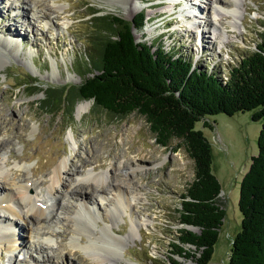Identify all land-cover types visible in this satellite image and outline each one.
<instances>
[{
    "label": "rangeland",
    "instance_id": "obj_1",
    "mask_svg": "<svg viewBox=\"0 0 264 264\" xmlns=\"http://www.w3.org/2000/svg\"><path fill=\"white\" fill-rule=\"evenodd\" d=\"M34 1L37 9L31 10L26 9L27 0H0V38L6 41L7 51L6 56L0 53V141L4 142L1 150L5 149L0 157L6 160H1L4 172H27L28 183L36 185L29 195L35 203L47 205V215L52 212L53 218L41 226L32 220L28 226L24 218L11 217L16 237L26 243L40 242L45 252L37 245L8 251L0 238V264H46L42 259L33 261L32 253L52 256L59 264H173L169 257L183 264H199L170 252L176 228L181 226L176 211L179 194L193 177V160L183 145L173 148L179 140L160 145L143 115L93 111L91 99L78 101L90 104L79 114L77 103L70 117L65 109L44 111L39 106L44 95L41 88L78 85L83 76L96 73L89 63L93 35L101 22L94 16L104 14L137 21L142 11L143 27L132 24L137 40L155 41L168 49L172 36L197 65L225 73L242 51L254 47L258 32L264 29V0H237V18L223 16L236 7L232 0H223L228 9L219 7L216 0H133L139 5L135 9L124 8L118 0ZM189 10L195 17H187ZM196 20L207 21L203 32L196 29ZM33 78L38 89L29 93L28 86L20 83ZM49 100L55 104L57 97ZM204 120L212 126H204ZM260 124L251 119V110L206 114L195 122V128L210 141L211 170L220 182L219 203L225 211L212 256L205 264H229L230 242L240 228L239 182L250 156L257 153ZM63 160L68 163L65 177L74 178V171L84 174L93 167L108 174L106 189L88 185L80 190L99 225L109 226L114 234L113 238L99 226L95 228L101 246L93 252L72 247L69 241L80 197L70 189L63 192L60 185H56L61 189L59 195H51L54 169ZM115 185L116 190L126 191L129 205L125 210L113 209ZM0 197L6 196L2 193ZM10 203L20 212L18 202ZM144 219L149 221L146 225ZM3 231L1 224L0 237ZM80 236L86 242L91 238L86 233ZM94 253L105 259L98 261Z\"/></svg>",
    "mask_w": 264,
    "mask_h": 264
},
{
    "label": "trees",
    "instance_id": "obj_2",
    "mask_svg": "<svg viewBox=\"0 0 264 264\" xmlns=\"http://www.w3.org/2000/svg\"><path fill=\"white\" fill-rule=\"evenodd\" d=\"M138 14L137 21L135 17L126 21L117 15H95L101 24L93 35L89 65L96 73L83 76L78 85L41 88L44 95L39 106L50 113L65 109L70 117L78 101L91 99L93 111L143 115L160 145L178 139L173 148L183 145L193 160V177L179 194L176 211L181 226L176 228L170 252L199 264L212 256L225 211L219 203L220 182L211 170L210 141L195 128V122L206 114L251 110V119L261 122L257 153L250 156L240 178V228L231 239L228 263L264 264V29L258 32L253 48L242 51L225 73H219L197 65L172 36L168 49L155 41L137 40L132 24L138 29L144 25V14ZM34 82L33 78L20 85H27L32 93L37 88ZM53 97H57L55 104L49 100ZM203 125L212 126L207 120ZM169 258L173 264H183Z\"/></svg>",
    "mask_w": 264,
    "mask_h": 264
},
{
    "label": "bare ground",
    "instance_id": "obj_3",
    "mask_svg": "<svg viewBox=\"0 0 264 264\" xmlns=\"http://www.w3.org/2000/svg\"><path fill=\"white\" fill-rule=\"evenodd\" d=\"M105 1L108 2L109 0H105ZM232 2L235 4L236 7L229 9V10H226L224 12V15H223V16H225L224 18H226V17L237 18L238 17V15H237V13H238L237 2L238 1L232 0ZM118 3L121 4L124 8H129V9H131V8L135 9V8L139 7V5L135 4V2L133 0H118ZM216 3L219 5V7L223 8V9H228V7H229V4H227V2H225V1L223 2V0H216ZM26 6H27L26 9H31V10L37 9V4H36V1H34V0H27ZM38 11H40L39 8H38ZM41 11H45V8H44V10L42 9ZM189 12H190L189 14H186L188 18H191L192 16L195 17V15H193V13H194L193 10H189ZM42 16L46 17L47 12H42ZM222 20H223V17H222ZM195 24H196L195 25L196 29H198V30L199 29L202 30V27H204V28L207 27V21H205L203 24L201 21L196 20ZM231 27L236 28L235 23H232ZM202 32H203V30H202ZM202 36H204V35H202ZM5 43H6V41L2 40L0 38V53L4 56H6V54H7L6 49H4ZM89 104H90V101L79 102L76 106V110L80 114L83 111V109L85 107H87ZM3 145H4V142L2 140V141H0V154H1V152H3L5 150V149L1 150ZM1 160L6 161V160L1 159V157H0V194L3 193L6 196L5 197L6 201H5V199L0 197V225L2 224V227H4V231L1 234L0 238L2 240H4V242L6 243L5 245L8 246V249H7L8 251L11 249L19 248V247H21V248L22 247L23 248L28 247L30 249L35 245H37L38 247L40 246L42 248L41 250L43 251L44 247L41 246L40 242L38 244L33 243V241L26 243L24 241H20V239H18V237H16V233L14 232L15 225H13V218H11V217H17L19 219L24 218L25 221L27 220L26 222H27L28 226L31 224L32 220L34 222L33 223L34 225H38V226L40 225L41 226L42 224H44V223L46 224V222L48 220L53 218L52 212L47 215L46 208L48 206L45 205L44 203H41V202L35 203V201H33L32 197H31V195H29V192L32 189H35L36 185L33 183L32 184L28 183L27 180L29 178L27 176V172H25V171H22L23 173L22 172L20 173L17 171H13L12 173L4 172V170H2V167H1V162H2ZM67 166H68L67 161L63 160L55 167L54 176L52 177V184L50 186L51 195H52V193L54 194L55 197L57 194L59 195V192L61 189H59L58 186H56V185H60V186H62L63 192L70 189V190H72V194L78 195L77 197H80L79 200H77V198H76V200L79 201L80 206L73 211L75 217L73 218L72 224L70 225V230H71L72 234L70 236L69 241H70V245H72V247L74 246V247L84 248L87 250L89 249L90 251L93 252V250L95 248L97 249L101 246V245L98 246L99 236L96 234L94 229L99 226V229L101 230V232L103 230V232H105L106 235H110V237H113L112 236L113 230L107 225H103V226L99 225V222L96 221L97 218L95 219L94 218L95 216L93 214H91L90 210L93 211V209H92V207H90V203L88 201V198L86 197V195H84V197L80 196L83 193L80 190L85 189L86 186H88V185L89 186L95 185V186H93V189H98V188H101L102 190L106 189L105 185L107 184L106 178H107L108 174L105 170H102L100 172H96V170L93 167L92 169H89L88 171H86L84 174H81L78 171H74V173H73L74 178H72V176L71 177H69V176L65 177V174L67 173ZM10 174H13L16 176L11 177ZM81 180H83L82 182H84L85 185H82ZM119 183L121 184L122 182H119ZM117 185H115V187H114L116 192H115L114 197H113L115 199L114 203H113V209L115 210V209L121 208L122 210H125L129 205L128 197L126 196V191L124 192L121 189L116 190V188L118 187ZM12 200L13 201L15 200L16 202L19 203L20 209H21L20 212L17 211L16 208H14L11 205L10 202ZM44 201H48V200H44ZM86 214H88V216H86ZM144 221H145L144 222L145 225L149 222L147 219H144ZM83 233L90 235L91 238L88 239L89 241H87V242L83 241V239L80 236ZM105 241L106 240H103L102 242H105ZM117 245H119V244H117ZM44 252H45V250H44ZM93 256L95 258H97L98 261H103L105 259V257H103L97 253H94ZM32 258H33V261H39L42 259L44 261V263H46V264H59L58 263L59 261L57 262L52 256H49V255L35 256L32 253Z\"/></svg>",
    "mask_w": 264,
    "mask_h": 264
}]
</instances>
